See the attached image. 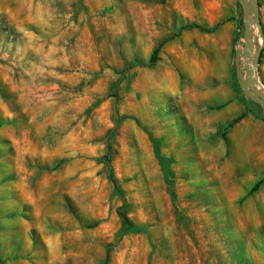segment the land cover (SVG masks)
I'll list each match as a JSON object with an SVG mask.
<instances>
[{
    "label": "rangeland",
    "instance_id": "1",
    "mask_svg": "<svg viewBox=\"0 0 264 264\" xmlns=\"http://www.w3.org/2000/svg\"><path fill=\"white\" fill-rule=\"evenodd\" d=\"M259 3L0 0V264H264Z\"/></svg>",
    "mask_w": 264,
    "mask_h": 264
},
{
    "label": "trees",
    "instance_id": "2",
    "mask_svg": "<svg viewBox=\"0 0 264 264\" xmlns=\"http://www.w3.org/2000/svg\"><path fill=\"white\" fill-rule=\"evenodd\" d=\"M184 28L185 29L198 28L199 30H201L203 32L211 33V32H214L218 28V25H216L212 28H206V27L201 26V25L192 24V25H187ZM157 52H158V49H156L154 52V55L152 57V62L156 61ZM238 120H240V119L239 118L236 119V121H238ZM232 125H233V123H231V126ZM114 131H116V128L114 129ZM151 139H152L153 144H154L155 154H156L157 158L160 160V162L162 163L166 176L169 178L170 172H169V168H168V161L165 157H163L160 154L158 146H157L156 142L154 141V139L152 137H151ZM113 158H114V152L112 150V145L108 144L107 152L101 157L100 160L107 167V178H108V180L113 184L115 192L122 198V204L117 208V213L121 219L123 233L134 232V231H137L138 227L134 224L133 220L130 218V216L128 214L129 204L127 203V201L125 199V193L121 187L120 181L114 172V168H113V164H112ZM261 183H262V180L257 183V185L254 187L253 190L255 191ZM109 252H110V250L108 249L105 264H108V262L110 261V253Z\"/></svg>",
    "mask_w": 264,
    "mask_h": 264
},
{
    "label": "water",
    "instance_id": "3",
    "mask_svg": "<svg viewBox=\"0 0 264 264\" xmlns=\"http://www.w3.org/2000/svg\"><path fill=\"white\" fill-rule=\"evenodd\" d=\"M253 6V14L252 18L248 20V10L247 7L245 6L244 0H240V2L243 4L244 7V28H245V33H246V40L250 41L252 39V28L253 26H258L260 27V3L259 0H249ZM264 42L259 46L258 51L255 54V63L254 66L256 67L259 63V59L262 54ZM249 48L248 46H246ZM235 64L237 66V72L240 74L239 71V66H240V53H236V58H235ZM249 77H251L250 80H240V86L244 91V94L250 98L253 102L259 104L263 111H264V94L260 93L259 91V86L257 82L253 79V73L250 71L248 73Z\"/></svg>",
    "mask_w": 264,
    "mask_h": 264
},
{
    "label": "crops",
    "instance_id": "4",
    "mask_svg": "<svg viewBox=\"0 0 264 264\" xmlns=\"http://www.w3.org/2000/svg\"><path fill=\"white\" fill-rule=\"evenodd\" d=\"M245 205L248 206L250 213L264 210V189H261L258 192H255L253 196H250Z\"/></svg>",
    "mask_w": 264,
    "mask_h": 264
},
{
    "label": "bare ground",
    "instance_id": "5",
    "mask_svg": "<svg viewBox=\"0 0 264 264\" xmlns=\"http://www.w3.org/2000/svg\"><path fill=\"white\" fill-rule=\"evenodd\" d=\"M251 42H252V40L247 41V45H248V47H250ZM251 56H252V57L250 58V61H251V67L249 68V70L252 68V59H253V55H252V53H251ZM259 91H260V93L264 94L263 90H262L260 87H259Z\"/></svg>",
    "mask_w": 264,
    "mask_h": 264
}]
</instances>
